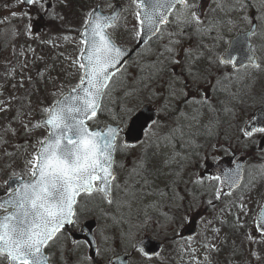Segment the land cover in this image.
<instances>
[{"label":"rangeland","instance_id":"374dc122","mask_svg":"<svg viewBox=\"0 0 264 264\" xmlns=\"http://www.w3.org/2000/svg\"><path fill=\"white\" fill-rule=\"evenodd\" d=\"M246 2L244 11H227L232 0H222L224 11H212L215 0H205V22L221 23L204 35L181 23L197 8L180 9L106 92L92 126L126 124L143 103L156 109L158 120L140 145L121 147L118 141L112 203L100 206L96 193L79 205L77 227L97 220L99 258L109 260L150 235L163 242L161 253L147 259L136 252L130 264H264V234L255 225L264 204V151H254L259 137L243 135L244 124L264 103V5ZM97 4L107 12L122 5L108 33L131 47L140 31L133 0H41L30 6L0 0V195L12 177H32L38 146L48 135L42 120L80 81L84 43L79 34ZM253 22L259 68L234 71L220 57L229 40ZM173 129L182 131L161 139ZM145 157L149 171L134 174ZM240 157H246L244 182L224 194L223 180L212 177L223 178L224 168ZM190 220L195 234L180 237ZM48 249L53 264H93L85 243L73 242L69 234Z\"/></svg>","mask_w":264,"mask_h":264},{"label":"snow or ice","instance_id":"6c2138e0","mask_svg":"<svg viewBox=\"0 0 264 264\" xmlns=\"http://www.w3.org/2000/svg\"><path fill=\"white\" fill-rule=\"evenodd\" d=\"M17 2L34 5L40 0ZM133 3L137 6L136 18L140 28L137 34L144 33L149 37L160 31V25L168 23V16L176 5L185 9H199L198 4H189L188 0H133ZM215 3L216 8L212 11L225 10L222 0H215ZM260 3L264 5V0H260ZM247 6L246 0H232L227 11H244ZM12 15L16 16L17 13L13 12ZM204 15L206 14L199 10L191 11L183 17L181 23L184 27L192 26L197 34L204 35L221 23L211 18L205 22L202 19ZM114 19V16H102L96 12L90 22L86 21L83 36L87 48L82 54L84 62L80 64V68L83 73L79 84L72 89L73 94L57 102L46 121L55 131L50 134L46 145L42 142L36 162L33 163V179L20 183L10 190L7 198L0 200V208L11 209L0 216V264H48L44 249L50 241H54L65 224L73 223L74 205L81 193L99 191L112 203L110 192L116 179L113 164L118 147V128L91 130L86 121L96 117L101 110L102 97L114 75L110 70L116 68L123 55L104 31ZM242 19L251 24L249 17L243 16ZM255 34L253 25L250 32L244 35L247 37ZM249 52H252L250 46ZM247 59L253 67L259 68L252 55ZM221 62L231 63L232 57L226 56ZM196 118L195 115L191 117L193 120ZM178 130L182 131L173 129L167 137L161 139H171ZM253 130L264 132V127ZM245 135H251V132H246ZM159 145L160 140L155 142L156 147ZM147 163L148 158H142L134 169V174L148 172ZM212 179H222L230 187H234L236 183L227 172L223 178ZM96 181H99V185L94 183ZM261 228L264 229V224Z\"/></svg>","mask_w":264,"mask_h":264},{"label":"water","instance_id":"95a60500","mask_svg":"<svg viewBox=\"0 0 264 264\" xmlns=\"http://www.w3.org/2000/svg\"><path fill=\"white\" fill-rule=\"evenodd\" d=\"M96 12H99L102 16H114L115 19L110 24V25H113V24L116 23L120 13L122 12V9H121L120 6H117V8L112 13L104 14V13H102L100 6H97L93 10V12L91 13L90 18H89V22L91 21V19L94 18V13H96ZM170 14H169V16H170ZM169 16H168V18H169ZM86 26L81 32V38L83 40H84L83 33L85 32ZM161 26L162 25H160V27ZM254 26H255V31H256V25H254ZM105 29H104V31L106 32ZM250 30H248L246 32H240L234 38H232L230 40V42H229V46H228L227 50L221 56V60H224V58L226 56H231L232 57L231 64H233L235 69L241 68V67L246 66V65L253 66L252 63H249V61L247 59V57L249 55H252L254 57V63L258 64L257 55H256V53L254 51V45H253V43L251 41V36L252 35H248L247 37L244 35L245 33L250 32ZM156 35H157V33L155 35L149 37L146 34L141 33V35L139 37V40H138L137 44L135 45V47L133 49H125V48H123L121 46H117L116 45L118 48L121 49L123 55L120 57V62L116 65V68L115 69H111L110 71L114 72V75L117 72L121 71L122 68L124 67V65L127 63V61L132 57L134 52L137 49L141 48L144 44H146L150 39H152ZM249 46L252 49L251 53L249 52ZM86 48H87V45H86ZM86 48H85V51H86ZM82 62H84L83 59H82ZM225 63H228V62H225ZM109 83H110V81H109ZM69 94H73L72 93V89L69 90L67 92V94H65L59 101H63L65 99V97H67ZM56 105H57V103H56ZM56 105H54L51 108L50 113H51V111L54 109V107ZM50 113H49L48 117L43 121V123L45 125H47V127L50 130V134H51L53 131H55V129H53V127L51 125H48L46 123V121L50 118ZM155 120H156L155 111L154 110H150L149 106H144L130 120L129 125H128V127L126 128V130L124 132H123L122 126H120V125H111V124L106 125L105 129H103L102 126H98L94 130L101 129V130H105L106 131L108 127L118 128L117 138H118V136L120 134L123 133L124 144L125 145H136L143 139L145 130ZM86 123H87V121H86ZM259 127H264V106L245 124L244 132L245 133L246 132H251V135H252V134L257 132V131H254L253 129L259 128ZM50 134H49L48 138L46 139V141L44 142L45 145L48 142ZM41 147H42V144L40 145L39 150L41 149ZM39 150H38V152H39ZM113 166H114V164H113ZM243 167H244V163L243 162H236L233 168L226 170V172L229 175H231L236 181L234 187H230V186L228 187V192H231L234 189L238 188L240 186V184L242 183ZM27 181H29V180H24L21 177L13 178V179H11L9 181V183L7 185V188H8V190L14 189V188L18 187L20 183L27 182ZM96 182H98V185H99V181H96ZM110 195H111V192H110ZM257 223H258L259 229L261 231H264V229L261 228V225L264 224V206L262 207V209L260 210V212L258 214ZM71 224H65V226L63 228H67ZM95 226H96V223H95L94 220L87 221L83 225V228H82V230L79 233H74L73 234V238L75 240L85 239L89 243V245H90V256L92 258H94L95 255H96L95 242H94L93 234H92V231L95 228ZM84 231H87V233L85 234ZM193 232H194V229L189 231L186 235L191 236L193 234ZM136 247L137 248H141L145 254H147L149 256H154V255L159 253V251L161 249V243L156 241V240H153V239H151L149 237H145L144 239H142L141 241H139L136 244ZM48 264H50L49 261H48ZM112 264H128V254L125 253V254H122V255H119V256L115 257L112 260Z\"/></svg>","mask_w":264,"mask_h":264},{"label":"flooded vegetation","instance_id":"af4514ba","mask_svg":"<svg viewBox=\"0 0 264 264\" xmlns=\"http://www.w3.org/2000/svg\"><path fill=\"white\" fill-rule=\"evenodd\" d=\"M189 4L191 2V0H188ZM195 2H192V4L194 5ZM199 5V9H196V10H199L201 13H204L206 12V4H205V0H200V2L198 3ZM183 7H179L176 9L175 13L178 12L180 9H182ZM202 19H205V16H202Z\"/></svg>","mask_w":264,"mask_h":264},{"label":"trees","instance_id":"16d2710c","mask_svg":"<svg viewBox=\"0 0 264 264\" xmlns=\"http://www.w3.org/2000/svg\"><path fill=\"white\" fill-rule=\"evenodd\" d=\"M254 151H257V150H254ZM254 151H253V152H254Z\"/></svg>","mask_w":264,"mask_h":264}]
</instances>
